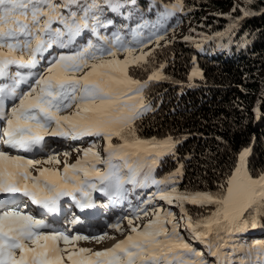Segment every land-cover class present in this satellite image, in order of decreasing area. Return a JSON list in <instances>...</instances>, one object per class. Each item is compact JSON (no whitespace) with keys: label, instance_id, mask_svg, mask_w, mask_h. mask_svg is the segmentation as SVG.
I'll list each match as a JSON object with an SVG mask.
<instances>
[{"label":"snow or ice","instance_id":"obj_1","mask_svg":"<svg viewBox=\"0 0 264 264\" xmlns=\"http://www.w3.org/2000/svg\"><path fill=\"white\" fill-rule=\"evenodd\" d=\"M128 3L134 4L135 0H0V80L12 82L0 84V121L4 122L0 126V144L33 152L43 150L46 136L72 140L97 137L106 142L107 154L102 158L93 142L83 149V155L75 163L69 164L54 154L34 160L0 149V194H19L45 210V214H57L66 197L83 210L93 207V191L120 197L125 184L141 188L155 185L157 191L144 203L152 204L159 199L179 207L180 220L198 238L210 235L214 227L229 234L256 228L264 218V174L254 178L249 172L248 149L240 153L237 166L216 193L179 191L176 185L177 178L183 174L182 165L165 179L152 176L158 159L174 155L179 142L171 137L143 140L137 136L134 122L152 110L145 103L143 90L151 81L166 79L162 73L164 65L144 82L131 78L128 68L147 62L150 52L134 53L153 39L159 45L166 34H161L159 29L183 11V0H175L157 13V21L151 25L155 30L147 37L141 31L150 26L147 20L131 29V41H125L119 31L111 36L103 34L101 29L107 30L114 23L105 18V6L116 13ZM241 11L245 16L250 14L243 8ZM88 33L94 39L88 38L86 43L78 41ZM46 53L51 56L48 66L43 73H33L31 70L40 65ZM119 53L125 54L124 60L118 58ZM13 66L17 69L14 72ZM33 75L37 76L35 84L28 91L18 92L19 84ZM196 75L194 69L192 77ZM7 98L18 99L9 112L5 111ZM114 137L121 143L113 144ZM133 158L134 162H130ZM117 160L123 163L118 164ZM61 163L63 171L59 167H39ZM98 165H103V170ZM185 203L215 207L210 215L194 222ZM8 204L9 201L0 199V209L8 208ZM151 214L152 218L142 226L134 224L149 216L148 209L139 208L128 219V234L123 240L111 248L93 252L76 245L82 240L100 243L115 237L107 233L89 236L70 235L56 229L44 231L52 225L23 211L19 205L0 210V264H65V261L68 264H209L184 241L175 213L155 206ZM111 227L124 235L119 222ZM201 228L206 231L200 232ZM61 242L64 247H60ZM253 250V264H264V241L250 245L249 255ZM209 254L217 256V264H232L230 260H220L218 251H212L211 247ZM190 256L195 259H189ZM241 264L246 262L242 260Z\"/></svg>","mask_w":264,"mask_h":264},{"label":"trees","instance_id":"obj_2","mask_svg":"<svg viewBox=\"0 0 264 264\" xmlns=\"http://www.w3.org/2000/svg\"><path fill=\"white\" fill-rule=\"evenodd\" d=\"M174 1L135 0L120 10L124 15L105 6V18L114 22L111 31H119L125 41H131V29L147 20L150 26L141 30L147 37L155 30L151 25L157 21V13ZM241 8L250 14L245 16ZM159 30L166 33L159 45L153 39L134 53L150 52L147 62L128 68L129 76L144 82L164 65L166 79L151 81L143 90L152 110L134 122L137 136L143 140L171 137L179 142L174 155L158 159L152 176L165 179L182 165L176 185L179 191L216 193L245 147L250 148L249 172L252 176L264 173V0H183V11ZM195 64L202 74L190 79ZM113 142L121 143L116 137ZM169 207L185 242L202 245L204 252L211 247L221 260L232 264L255 261L254 250L249 255L248 247L264 241V230L257 235L246 231L229 234L214 227L210 235L198 238L180 220L179 207ZM184 207L195 222L210 215L215 206L185 203ZM256 228L264 229V218Z\"/></svg>","mask_w":264,"mask_h":264},{"label":"rangeland","instance_id":"obj_3","mask_svg":"<svg viewBox=\"0 0 264 264\" xmlns=\"http://www.w3.org/2000/svg\"><path fill=\"white\" fill-rule=\"evenodd\" d=\"M173 3L171 2L168 5H171ZM110 29L111 28H108L107 30L101 29V32L103 34H105V35L111 36L112 33L115 32V30L111 31ZM129 33H131V32H129ZM122 36L125 37L124 35H122ZM88 38H93V37H91V34L90 35L86 34V36L83 38L82 41H81L80 38H78V41L86 43ZM132 38H133V36H132ZM55 51H67V50H55ZM134 55H140V54H134ZM118 58L120 60H124L125 59V54L124 53H119L118 54ZM49 59H51V56H49V54L46 53L45 54V58L41 61L40 65H38L37 68L32 69L31 71L33 73H43L45 68L48 66V60ZM194 69L198 72V75H196L195 77L201 76L202 71L199 68V66L197 64H195L193 66L191 72H190V77L194 78V77H192V72H193ZM16 70L17 69L15 68V66H13L12 71L14 72ZM21 71L27 72L29 70L21 69ZM131 78H133V77H131ZM36 79H37L36 75L30 76L28 78V80H26V81H24V82L19 84V86L17 88V91L20 92V93L28 91L29 88L32 85L35 84V80ZM133 79H136V78H133ZM11 83L12 82L10 80H7V79L0 80V84H11ZM143 96H144V94H143ZM9 99L11 100L12 98H9ZM144 100H145V98H144ZM5 103H6L5 111L9 112L6 109L9 108L8 105L10 104V101H6L5 100ZM11 103H12V106H13V103H18V99L14 100L13 102L11 101ZM3 124H4V122H0V126H3ZM48 137H50L49 141L51 142V145H53L54 143L56 144L57 142H61L62 143L60 145L59 151H58V149L54 150V151H48L49 148H47L48 146L45 145V141H44L45 151H43V152L41 151V153H38V155H36L34 157H32L30 154H26L25 155V154L18 153V152H15V151L14 152L8 151L5 147H0V149H3L4 151L9 152V154H11V155H20V156H23V157H25L27 159H34V160H44L49 155L54 154V155H57V157H58V159L60 161L63 162V161L66 160L67 163L73 164V163L76 162L77 158H79V157H81L83 155V149L88 148L93 142H96V144H97L96 150L100 153V156L102 158H106L107 154L104 152V148H105V143L106 142L102 138L84 137V138H82L80 140H72V139H61L62 137L61 138L60 137H53V136H48ZM52 142H54V143H52ZM113 144H116V143L113 142ZM245 149H248L249 153H250V148L249 147H245L242 151H244ZM66 152L70 153V155L69 156H65L64 154ZM247 159H248V156H247ZM115 162L118 163V164H122L123 163L120 160H117ZM130 162H134V158ZM39 167H49V168H57V167H59V169L61 171H63V163H61L60 165H55V164H45L44 165V164H42ZM98 167H100L102 170L104 168L103 165H98ZM156 167H157V164L154 166L153 172L156 170ZM124 169L127 171L126 168H124ZM143 171L146 172L147 168H145ZM153 172H152V175H153ZM33 174L35 175L36 173L33 172ZM126 174H127V172H126ZM262 174H264V173H262ZM142 176H143V172L141 173V177H140L141 179H142ZM258 176H253V177L255 178V177H258ZM153 177H155L156 179H159L156 176H153ZM124 189H125V191L122 194V196H120V197H115V196L101 194L102 192H99V191H93L91 193L92 201H95L97 199V196H103L105 198L110 196L112 198V201L109 202V203L107 202L104 205V207L106 206L108 209H110V208H112L110 204L117 203V205H115L113 208H114L115 211L118 212V215L113 216L109 221L105 220V222H102V218H101L100 221L96 222L95 226H93L91 228V230H87V229H85L86 227L83 228V226H81L80 224H76V223L75 224L64 223V226H63V224L61 225V223L59 221H58L59 223H55V221H51L49 223L52 225V228H56L57 230H60V231H67V233L70 234V235L80 234V235L92 236V235H101V234L108 233V232H112L114 235L117 234L116 233L117 231L115 232V230L111 227V225L119 222L121 224V226H122V229L124 230V235L119 234V235H117L118 237L115 238V239H107V241H105V242L102 241L100 243L79 241L77 243V245H76V247L90 248L93 252H95V251H103L104 249L111 248L116 243H118L120 240H123L125 238V236L128 234V219L129 218H133L136 215V212H137V210L139 208H146V209L149 210V216L143 217L139 221H134V224H139L141 226L144 223H146L149 219L152 218L151 210L155 206H161L165 210H170L169 205L166 202H164L162 200H159V199L154 200L152 204L144 203L148 199L149 196H151L153 193H155L157 191V188H156L155 185H150L148 187L141 188V187H138V186H133L132 184H125L124 185ZM68 199H70V198H68ZM4 210H11V209L8 207V208H6ZM25 212L31 214L32 211L31 210H27ZM95 213L98 215V212H95ZM66 214H68V213H66ZM45 219H46V217H45ZM104 219H107L106 215H104ZM99 228H101L100 232H98V233H96V232L94 233L93 232V230H96V229L98 230ZM169 228H170V225H169ZM52 230L53 229L50 228V229H45L44 231H52ZM101 230H103V231H101ZM181 230L185 231V229H181ZM262 230H264V229L254 228L252 230L251 229L247 230L246 233L257 235L258 234L257 232H260ZM180 235L182 236L181 233H180ZM199 241L200 240H197V242H199ZM240 241H241V239L239 238L238 242H240ZM188 244L191 246V248L195 252H200L202 254L203 258L205 260L209 261V264H217V258L215 256L210 255L208 250H206L204 252L203 251L204 247L202 245L197 244V243L192 242V241L189 242ZM60 247H64L62 242L60 244ZM188 258L189 259H195V257H192V256H190ZM219 259L221 260L222 258L220 257ZM65 264H68V262L65 261Z\"/></svg>","mask_w":264,"mask_h":264},{"label":"bare ground","instance_id":"obj_4","mask_svg":"<svg viewBox=\"0 0 264 264\" xmlns=\"http://www.w3.org/2000/svg\"><path fill=\"white\" fill-rule=\"evenodd\" d=\"M6 104V103H5ZM14 104V103H13ZM0 122H3V121H0ZM62 139V138H61ZM50 140V137H46L45 138V145H47L48 147L47 148H49L48 149V151H54V150H57L58 149V151H59V149H60V145L62 144L61 142H57L56 144L54 143V142H52V143H54L53 145H51V142L49 141ZM58 141V140H57ZM15 152H17V151H15ZM18 153H22V154H30V153H26L25 151H23V150H20V151H18ZM17 154V153H16ZM32 157H34L35 155L34 154H30ZM45 165V164H44ZM9 195H12V194H0V198H3V197H7V196H9ZM15 200H13V201H10L9 202V204H8V207L10 208V209H12V208H14V207H16L18 204H19V202H21V201H24L25 200V198L24 197H15L14 198ZM1 210V209H0ZM36 210H38L40 213H44V212H42L41 211V209L40 208H36ZM92 210V209H91ZM68 210L65 208V209H63V212L62 213H68L67 212ZM85 213V212H84ZM89 215H92V212L90 211L89 213H88ZM96 214V213H95ZM97 215V214H96ZM62 217L63 216H61L60 218H58V221L59 222H62ZM37 218H40V216H37ZM46 219H49V218H46ZM100 229L101 228H99L98 230L96 229V230H93V232L95 233H98V232H100ZM87 230H91L90 228H88ZM101 231H103V230H101ZM116 232V231H115ZM117 234H113L112 232H108L107 234H108V236H111V237H115V238H117L118 236L117 235H119L120 233L119 232H116ZM114 238V239H115ZM83 242H92V243H97L96 241H94V240H90V241H84V240H82ZM105 241H107V239L106 240H103V242H105Z\"/></svg>","mask_w":264,"mask_h":264}]
</instances>
